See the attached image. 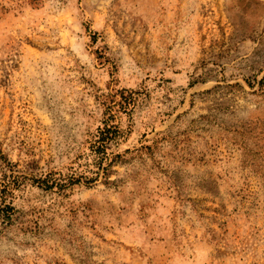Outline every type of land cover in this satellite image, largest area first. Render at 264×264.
I'll return each mask as SVG.
<instances>
[{
	"label": "rangeland",
	"instance_id": "374dc122",
	"mask_svg": "<svg viewBox=\"0 0 264 264\" xmlns=\"http://www.w3.org/2000/svg\"><path fill=\"white\" fill-rule=\"evenodd\" d=\"M0 264H264V0H0Z\"/></svg>",
	"mask_w": 264,
	"mask_h": 264
}]
</instances>
